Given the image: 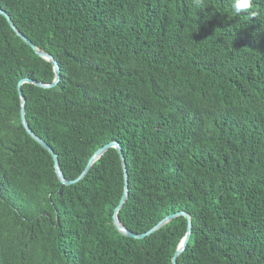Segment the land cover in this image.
Listing matches in <instances>:
<instances>
[{
    "label": "trees",
    "instance_id": "trees-1",
    "mask_svg": "<svg viewBox=\"0 0 264 264\" xmlns=\"http://www.w3.org/2000/svg\"><path fill=\"white\" fill-rule=\"evenodd\" d=\"M230 2L0 0L60 67L53 88L21 86L30 129L67 180L117 142L120 222L191 218L177 264H264V0L254 17ZM53 77L0 15V264H172L184 217L139 240L112 225L115 149L64 186L22 129L18 81Z\"/></svg>",
    "mask_w": 264,
    "mask_h": 264
},
{
    "label": "water",
    "instance_id": "water-1",
    "mask_svg": "<svg viewBox=\"0 0 264 264\" xmlns=\"http://www.w3.org/2000/svg\"><path fill=\"white\" fill-rule=\"evenodd\" d=\"M0 15L5 18L7 21L9 27L11 30L15 33V35L22 40L27 46L31 48V50L40 58L44 59L46 62H48L53 70L54 77L53 80L50 83H42L30 78H22L18 81L17 83V93H18V98H19V119H20V124L22 129L25 131V133L33 139L37 144H39L44 150H46L53 161V169L56 178L58 181L64 185V186H70L72 184H75L79 181H81L84 176L88 173V171L91 169V167L96 163L109 149L113 148L117 151L119 154V158L121 161V166H122V173H123V190L122 194L120 196V199L113 209L111 220H112V225L116 229V231L128 238L132 239H144L157 231H159L162 227H164L166 224L171 222L173 219L182 216L185 218L186 223H187V228H186V233L185 235L181 238L179 243L176 246V249L174 251V254L172 256L171 262L172 264H177V258L184 252L186 245L188 243V240L190 238V233H191V218L188 213L186 212H177L174 214H169L165 216L163 219L158 221L155 225H153L150 229L143 233L135 234L128 230L119 220V212L122 209L124 203L126 202L128 198V179H127V171H126V166H125V161L124 157L122 155L121 148L117 142H110L107 143L98 149H96L93 154L90 156L88 162L86 163L84 169L81 171V173L73 180H67L64 175L62 174L60 167H59V162H58V156L54 151L48 146V144L42 140L39 136H37L29 127L26 117H25V98L23 96V93L21 91V86L23 84H31L34 85L38 88L42 89H50L53 88L57 85L60 79V67L56 60L47 52L44 50L36 47L28 38H26L20 31L16 28L10 17L6 12H4L2 9H0Z\"/></svg>",
    "mask_w": 264,
    "mask_h": 264
},
{
    "label": "clouds",
    "instance_id": "clouds-1",
    "mask_svg": "<svg viewBox=\"0 0 264 264\" xmlns=\"http://www.w3.org/2000/svg\"><path fill=\"white\" fill-rule=\"evenodd\" d=\"M256 5L253 0H231L230 11L234 16L241 15L242 13H247L250 16H257V12L254 11Z\"/></svg>",
    "mask_w": 264,
    "mask_h": 264
}]
</instances>
